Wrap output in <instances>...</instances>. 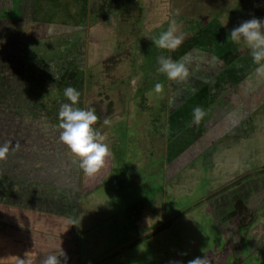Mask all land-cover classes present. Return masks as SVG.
<instances>
[{
  "label": "rangeland",
  "instance_id": "obj_1",
  "mask_svg": "<svg viewBox=\"0 0 264 264\" xmlns=\"http://www.w3.org/2000/svg\"><path fill=\"white\" fill-rule=\"evenodd\" d=\"M151 3L152 7L155 4L160 6L158 11L164 16L173 15L184 20L176 26L178 32L184 35L183 43L176 50L159 49L153 44L152 39L158 38L168 28L158 25L165 24L163 22L147 27L149 22L143 9ZM34 7V22L39 29L50 25V30L54 31L52 22L61 17L63 21L64 15L60 16L61 13L45 0H37ZM114 13L117 43L113 45L117 51L124 50L125 54L122 55L126 57L121 58L124 60L123 67L127 64L124 74L129 71L124 81L132 80L136 70L148 67L149 61L160 53H167V56L184 63L190 73L194 67L201 72L204 68L208 70L210 61H198L195 57L196 52L205 54L201 48L206 51V43L200 34L194 37L191 33L197 30L206 37L215 28L227 40L223 57L226 64L231 63L228 64V71H224L225 79L220 78L213 88L210 87L207 104L203 107L208 114L200 124H190L189 130L185 128L177 143L180 147L176 150L179 151L176 156L172 154L175 150L170 152L169 145L163 150L168 135L163 118L159 117L163 97L158 101L155 99L157 94H152L146 105L144 103L142 106L133 103L131 98L119 113L112 111L113 107L109 103L111 94L106 93L101 97L94 95L90 97L89 104H83L81 100L82 108L90 105L94 109L98 119L93 127L105 136L104 142L109 145L110 154L101 169L92 176L85 175L78 166L75 171L79 170L80 181L72 184L73 189L68 186V193L72 189L70 196L59 202H56L58 193L53 191V187L55 185L58 189V184H61L60 189L64 191L66 181L73 180L70 164L67 167L70 172L62 168L66 163L63 161L69 160L68 156L75 159L59 140L62 129L55 126L58 122L49 118L40 126L43 132L33 136L25 134L28 130L21 131L24 125H20L22 121L18 119L17 130L20 132L14 137H23L20 140L25 144L35 140V146L40 144L38 149L44 148V153L41 156L37 154L36 161L27 151L23 152L19 159L27 161L32 171L26 173L28 179L23 175H18L16 179L12 177L19 186L18 192L22 196L26 194L23 198V202L28 205L26 212L15 215L12 208L14 204L0 203V239L4 243L2 247L0 245V259L4 260L0 264L12 263L28 255V252H21L17 247H24L26 241L20 232L17 235L14 231L15 237L10 234L11 230L5 233L9 226L44 232L46 249L52 248L49 249L52 254L58 253L60 247L65 249L66 257H73L74 264H173L176 261L188 264V261L203 256L208 258L210 264H264V254L256 255L254 245L250 251L244 241L242 248L237 249L236 245L239 244L235 238L249 230L255 241L253 244L264 243V79L258 80L252 76L255 65L243 42L236 44L228 39L230 31L241 22L253 17L264 19V0H128ZM159 13L156 19L161 18ZM83 18L81 16V20ZM59 31L62 33L67 30L59 28ZM5 40H0V51L13 45L5 43ZM18 43L14 47H18ZM12 56L16 57L17 54L13 53ZM70 61L68 59L67 63ZM33 63L36 61H29L20 72L23 71V76L28 78L26 82L36 94L41 95L36 89V78L40 82H45L46 78L51 80L47 90L41 84L40 91L44 90L41 96L45 100L51 99L50 107L59 112L67 98L62 96L63 90L59 92L53 83H59L57 78L62 81L67 77V80L72 75L49 77V72H44L47 77H43ZM51 63L65 64L57 60ZM103 66V72H106L110 71L112 64L106 66L103 63ZM59 67H54L52 71L53 67L46 66L53 74L59 73ZM8 69V66H0L2 80L5 79V71L11 75L13 82L18 81L19 75H13ZM91 72L92 67H89L84 81L92 85L89 93L106 91L110 81L107 77L112 75L101 72L100 68L93 69L95 74ZM149 75V72L139 74L141 79L150 83L149 86L154 87V80L145 77ZM33 77L32 84L30 81ZM166 81L168 86L177 85L176 97L171 91L173 99H187L190 95L199 99L202 96L203 90L193 95L196 91L193 88L200 89L201 84L197 87L189 81L187 86L179 88L180 84L176 81ZM118 82L120 84V80ZM25 86L22 85L20 90ZM9 89L6 86L0 94ZM16 92L21 94L20 91ZM16 92L14 98H17ZM95 98L99 99L92 101ZM60 99L63 100L58 103ZM2 102H5L3 98L0 106ZM191 109L190 104L187 115L192 114ZM105 119L110 123L105 125ZM188 142L192 143L188 148H181L182 144ZM18 156L13 158V162L10 160L12 163L7 171L12 175L18 174L22 168L17 163ZM6 163L3 165L6 166ZM72 174L75 175L74 172ZM36 187H39V191L43 188L53 192L37 200L31 194L36 192ZM66 198H72V202L69 204ZM39 200H45L44 204H36ZM73 243L75 250L71 254L69 246ZM37 248L34 247V250ZM222 250L226 256L216 260L214 251Z\"/></svg>",
  "mask_w": 264,
  "mask_h": 264
},
{
  "label": "crops",
  "instance_id": "obj_2",
  "mask_svg": "<svg viewBox=\"0 0 264 264\" xmlns=\"http://www.w3.org/2000/svg\"><path fill=\"white\" fill-rule=\"evenodd\" d=\"M37 0H0V12L2 15L7 14L8 17H0V18H4V22L10 21L12 18L14 19H20V20H24L27 21V23L24 25V28L27 29L26 33H27V42L28 45L26 46V51H24L23 49H19L20 47H23L21 43H18V49L20 50L15 51L17 49L16 46V41L13 40H5V43L7 42L8 44H13L10 45V47L8 48V52L9 55H13V53H20L18 55H24L26 54V57L29 59L32 58H36L37 55H48L50 54L51 56H53V58H55L54 60H57V62H61L62 57L67 53L62 52L65 48L64 46L66 45L65 42L63 41V37H66V34L69 35V37H71L72 39L77 35V32L79 35L84 34L85 36V46H79L80 49L79 51L78 48H74L73 50L76 51L77 56H82L85 60V62L81 65V67H74L71 66L72 65V61L66 64H59L56 65V63H50L47 64L48 61H45L44 58H41L40 60H36V63H33L32 65H35L36 67L39 68L38 73L39 74H43L44 72H49L50 75H54L55 77H57L58 75L61 74L62 76H67V75H77L79 78V82H76V79L74 80L73 78L69 77V79L66 80V78H64L62 81H60L58 78L57 80L59 81V83L54 84L53 86L59 90V92L61 90L64 89V87H66L68 84H72L74 85L76 88H78L81 92V95L79 97V101L81 103V100L86 104H89L91 102H89L90 97L94 96V95H98L101 94L102 90L97 91L96 93H89L90 89H91V84L87 83L85 84V76H87L88 74V70L89 67H92V72L94 68H100V71L103 72V63H105L106 66L112 64V66L110 67V71H106L103 73H107L109 72L112 76L107 77L110 81H109V85L106 89V91H103L104 94L108 93L111 94V101L109 102L111 104L112 111L114 112H121L127 102L132 98L133 103L142 106L144 103L146 105L147 101L149 100L148 97H151L152 94H155L153 91V86H149L150 83H148V81H144L143 79H141V76H139L140 73L144 74L145 72H149L150 75L149 76H145L147 78H151L153 79L154 83L156 82H161L164 85H166L165 87H167V90L164 91L163 94H160L155 97L156 100L160 101V99L163 97L162 100V105L160 106V110L159 113H161L159 115V117L162 116L163 118V126L164 124L166 125V128L168 129V135L166 136V142L163 143V150L165 149L166 146L169 145V148L171 149L170 152H173V150H175V153L173 156H176L178 154L179 151H176L179 146V144L177 145L178 141L180 140V135L184 134L185 128H187L188 130L190 129L188 126L190 124H194L193 120H192V114L187 115L188 109L190 111V104H191V108L193 109V107L195 106H201L204 107V105H202L203 102V98H199V99H194V97L192 98V100L186 101V99H182V97L179 99V97L175 98L178 95V89L175 90V86L177 85H173V86H169L167 81H166V77L162 76V78L160 80H157V78H159V72L156 70L157 69V64H156V60L158 59L159 55L158 54L156 57H154L151 61V63L148 64V67H144L139 68V70L135 71V75L132 78V80L128 79L127 81H124V76L129 73V71L127 70V64L126 67H123L122 65V60L121 58L126 57V55H122L125 54L123 53L124 50H116L113 44H116L117 41L115 39H117V28H116V24L114 23L115 21V17L116 14L114 13V10L116 11L117 9H119L120 7H122L124 5L125 2H127L128 0H45L49 5H51L53 8H55V11H57L58 13L60 12H65L66 14L63 17V21L61 22V18H58L56 22H54L53 20V24L52 26L55 27L54 31L50 30L49 27H51L50 25L48 27H41L39 29V27L35 26V22H34V5L36 3ZM56 1V2H55ZM146 1V0H145ZM146 7L143 9V14H145L144 16H146V20L147 22H149L147 24V27L150 25H156L160 22H163L165 24H158L159 26H163L164 28H168L169 24L175 20L176 21V26L178 25V23H182L184 20L181 18H177L178 16H164V14L159 13L158 8L160 6H157L156 4L152 7V3L151 5L146 4ZM159 13V16H161V18H157L156 16ZM61 15V14H60ZM81 16H84V18L81 20ZM150 16V18H149ZM179 19V20H177ZM29 22V23H28ZM16 24V23H15ZM63 26V27H62ZM179 26V25H178ZM82 27V29H81ZM59 28H66V32H60ZM71 28V32L74 33H67L69 32V29ZM111 28L113 30H111ZM8 30V26L6 27L5 31L7 33V35H10L8 33H10V31ZM166 30V29H165ZM9 37V36H7ZM11 39V38H10ZM75 39V38H74ZM15 43V44H14ZM64 45L63 47H61V45ZM198 44V43H197ZM92 47V48H91ZM105 47H106V51H105ZM72 50V52H73ZM33 55H32V52ZM163 54H167V53H163ZM17 55V56H18ZM70 54H68L69 56ZM77 57L80 59V57ZM167 56V55H166ZM13 57V56H12ZM11 58V57H10ZM69 59L72 60V58L74 59L75 56L74 55H70L69 57H67ZM157 58V59H156ZM111 60V62L109 61ZM113 60V61H112ZM6 62V61H5ZM67 62V61H66ZM56 65V66H55ZM51 66V67H58L61 66L57 71H59V73L57 72H51V69H47L46 68ZM72 67V68H71ZM47 70H46V69ZM109 69V68H108ZM54 69H52V71H54ZM142 70V71H141ZM91 71V70H90ZM152 72V74H151ZM99 73V72H98ZM97 73V75H99ZM118 73V74H117ZM95 74V73H94ZM108 74V73H107ZM155 76V77H154ZM47 77V76H45ZM154 77V78H152ZM71 79V80H70ZM117 80H120V84L119 82L117 83ZM47 81V82H46ZM49 78L45 79L44 83H49ZM33 81H31L32 83ZM42 83V82H41ZM125 83H127V86L125 85ZM33 84V83H32ZM45 85V84H43ZM60 85V86H59ZM170 85V84H169ZM41 84H37L36 89L38 91H40ZM48 86H50L49 84H47L46 86V90L48 89ZM179 86H182V84H180ZM44 87V86H43ZM151 88V89H150ZM169 88H171L169 90ZM171 91L173 93V95H175L174 99L171 96ZM88 92V93H87ZM176 93V94H174ZM82 94H86L84 95V97L82 96ZM98 95V97H101ZM64 96V95H62ZM65 97V96H64ZM140 98V100L138 99ZM99 99V98H97ZM96 98L93 99L92 101H96ZM148 99V100H147ZM152 99V98H151ZM191 101V102H190ZM82 104V107H83ZM117 107H121V108H117ZM191 109V110H192ZM119 110V111H117ZM168 110V111H167ZM192 112V111H191ZM169 117V119H168ZM168 124V126H167ZM29 134L35 136L34 134H32V132H29ZM31 138V137H30ZM190 142H188L185 145H181V148H185L187 147V145ZM165 151V150H164ZM164 153V152H163ZM161 153V154H163ZM177 153V154H176ZM172 154L170 155V158L172 157ZM176 154V155H175ZM173 158V157H172ZM171 158V159H172ZM170 159V161H171ZM166 160V159H165ZM168 161V160H167ZM166 161V162H167ZM77 176V181H80V174L78 175L77 173L75 174ZM36 185V184H35ZM43 191V190H42ZM72 190H69L68 195L70 194ZM45 194H47L45 192ZM44 191L42 192V198H44ZM70 196V195H69ZM52 199V198H51ZM54 200V199H52ZM65 199H61L56 202L62 201ZM42 202L44 204V201H39ZM72 202V200H71ZM40 204V205H43ZM63 204V202L61 203ZM34 209L33 205L30 206ZM13 211L15 212V215L20 213V212H26V208H21L20 206H16V205H12ZM42 209V208H41ZM40 209V210H41ZM46 209H43V211H45ZM42 211V210H41ZM143 213H145V210L143 211ZM146 215V214H144ZM23 216V215H22ZM21 216V217H22ZM12 231V233H10L11 235H13L14 237L16 235H14V231L17 235L23 236L22 238L25 239V244L24 247H22L21 245H18L17 247L20 248L21 252H28V255L20 259H17L15 261H13L12 263L9 264H18V262H20L21 260H23V264H31L30 262H41V260L46 257L49 254H52L51 251H49L46 249V245L44 246V243L46 242L45 238L46 234L43 233H38L33 231L32 229L30 230L29 228H21L17 227L15 228V226L11 227L9 226V228H7L5 230V233L7 231ZM20 232V233H19ZM249 230H246L243 232V234H240L239 238L235 237V235L232 238H236L238 240L236 247L237 249H241L242 248V244L245 241V244L250 248V251L252 250V246H255V253L256 255L258 254H262V251H264L263 249L259 250L258 247L259 243H255L253 244L254 239L251 238L252 236L249 233ZM7 234V233H6ZM30 234L33 236H31L30 240L29 236ZM241 235H243L241 237ZM34 239V242H33ZM29 241V243H28ZM249 243V244H248ZM263 243V242H262ZM3 241L0 239V245L1 247L3 246ZM21 244V243H20ZM235 245V244H234ZM73 246V247H72ZM72 246H69V251H71L70 253L72 254L74 252V247L75 244L73 243ZM34 247H38L37 249L34 250ZM72 247V249H71ZM264 248V247H263ZM236 248H234L235 251ZM258 249V250H257ZM65 250V249H64ZM215 254V258L216 260H218L219 258H221L222 256H226L225 251H214ZM218 256V258H217ZM30 258V260H28ZM4 261L3 258L0 259V262ZM186 263V262H185Z\"/></svg>",
  "mask_w": 264,
  "mask_h": 264
},
{
  "label": "clouds",
  "instance_id": "obj_3",
  "mask_svg": "<svg viewBox=\"0 0 264 264\" xmlns=\"http://www.w3.org/2000/svg\"><path fill=\"white\" fill-rule=\"evenodd\" d=\"M228 39L236 44L243 42L249 49L252 63L255 65L252 76L258 80L264 79V19L253 17L241 22L230 31ZM152 41L159 49L176 50L183 43L184 35L182 32H178L176 21L173 20L168 29ZM156 64L157 71L162 73L167 80L176 81L184 86L189 84L191 73L184 63L162 53L156 60ZM153 91L158 95L163 94L164 84L156 82ZM63 95L70 103H62L58 112L57 127L62 129L59 140L79 161V168L83 173L92 176L105 164L106 157L110 154L109 145L104 142L105 136L93 127L98 119L94 109L77 106L81 95L80 90L74 85L68 84L63 89ZM207 114L203 107L196 106L192 110V120L195 124H200ZM109 123L107 119L104 120L105 125ZM8 152V143L0 145V160L5 159ZM59 257H65L64 264H66V254L61 247L58 253L44 257L40 264H62ZM18 264H23V260ZM173 264H181V262L176 261ZM188 264H210V262L206 256H203L188 261Z\"/></svg>",
  "mask_w": 264,
  "mask_h": 264
},
{
  "label": "trees",
  "instance_id": "obj_4",
  "mask_svg": "<svg viewBox=\"0 0 264 264\" xmlns=\"http://www.w3.org/2000/svg\"><path fill=\"white\" fill-rule=\"evenodd\" d=\"M0 17L7 18L8 15L7 14L2 15L1 12H0ZM8 24L9 23H7V22L0 23V26L4 29L7 26L9 27ZM68 29H69V32H67V33H71L72 34V33L75 32V31L74 32H71V30H72L71 28H68ZM11 35H12L11 33H10V35H7V33H6L5 36L0 34V40H1V38H3V39H6V40L9 39V40L15 41L14 40L15 39L14 36H11ZM69 35L66 34V37H63V38L68 39V38H70ZM7 36H9V37H7ZM74 38H75V41H74L75 47L74 48H76V43H77V48H78L77 51H79V49H80L81 46H85V36H84V34L79 35L78 32H77V35ZM0 43H2V42H0ZM72 47H73V45H72ZM17 49H18V47H17ZM73 49L71 48V50H73ZM0 52L1 53L3 52V54H0V66H3V67L8 66L9 67L8 70L9 71L11 70L10 72H12L13 75H15V70L17 69V65L18 64H21V63H23V65L25 64V62H24L23 59L26 57V54L20 56V55H18L20 53L17 52L16 54L18 56H16V57L13 56L12 57L11 55H9L8 48H6V49L4 48ZM14 52H15V50H14ZM32 54H33V52H32ZM206 55H208V53ZM41 57H42V53H41V55H37L36 58H35V60H40ZM79 57H80V59L77 58V57H75L74 59L72 58V62L74 64H72L71 66L74 65L76 67H81V65L85 62V60H84V58L82 56H79ZM203 58H205V57H203ZM222 66H224V65H222ZM24 68H25V66H24ZM204 71L206 72L207 69L204 68ZM3 72H4V75H5V79L2 80L3 76H2V72H0V81H1V83H0V92H1V90L3 88H6V86L7 87L8 86L10 87V89H9L10 91H7L8 90V88H7V90H3V92L0 94V100H2V98H3L4 101H5V102H2V104L0 106V145H3L5 143H8L9 144V152H8L7 157L5 159L0 160V174H1L0 175V203L1 204L8 203L10 205L11 204H14V205H16L18 207L20 206L21 208H28V205L23 202V198L26 196V194H23V196H22V194L18 192L19 186H18L17 182H14L15 180L12 177H15V179H16L18 177V175H23L24 178H27L28 179V176H27L26 173L32 171V168H29L28 167L27 161H22L21 159H19L20 158V155L23 152L27 151L36 160L37 159L36 158V155L38 154V155L41 156V153H44V151H43L44 148L43 149H38V148H40V147H38V145H40V144H37L35 146V143H36L35 140L34 141H31L32 144H31V142H30V144H25V143H22L23 142L22 140H20L23 137H19L20 139H16L14 136L18 132H20V131L17 130V129H19L18 119H20L22 121V123H20V125L21 124L24 125V127H22L21 131L28 130L27 132H25V134L26 133H29V132H32V134H38V135H40V133L43 132L42 129H40V126H42V124L46 122V121H43L42 120V116L44 117L43 110H45V112H46V110L48 111V109L46 108V102H43L45 100V98L42 97L41 95L44 94V90H46V88L43 91H38L37 90L38 92L41 93V95L34 93V98H35L34 107H33V109L31 108L30 111L28 112V109H26L25 106L22 105V102H19V101L16 102L15 101L16 98H14V91L16 89H18V87L21 88L22 83H24L23 80L25 81L24 85H26L28 83V82H26V80H28V79H24V78L23 79H18L19 83H17V81L13 82L11 80V78H10L11 75L10 74L9 75L6 74L5 71H3ZM205 72H203L201 75H197V73L194 72L193 74H191L190 79L191 80H194L195 81L194 83H198L199 81H200L199 83H201L202 81L205 82L208 78H210V76L207 77V75H209V72H206V73ZM45 73H47V72H45ZM195 73H196V76L194 75ZM214 74H215V72H214ZM50 76H52V75H50V73H49V77ZM73 76H74V79H78V80H76V82L78 83L79 82L78 76L77 75H72V78H73ZM35 77L31 78V81L34 82ZM36 79H35L36 83L45 84L44 86H47V84H49L51 82V80H50V81H48L49 83H44V82L41 83L40 81H37ZM197 79H200V80H197ZM101 94H104V92H101ZM101 94H98V95L100 96ZM104 96H105V94H104ZM203 96L204 95L202 94V96H200V97H203ZM48 100H51V99H47L46 101H48ZM58 101L60 102L61 99L58 100ZM66 102H69V101L67 100ZM77 106L82 108V104L80 103L79 99H78V102H77ZM51 108H54V107H51ZM86 108H91V107H90V105H88ZM25 111H27L28 114L25 113ZM49 117L50 118L52 117L51 120L53 122H58L59 123L58 110H57V112L53 113V115L50 114ZM54 118H56V119H54ZM45 120H48V119H45ZM47 123H49V122H47ZM57 125L58 124H56L55 126H57ZM60 131H62V130H60ZM52 135L53 134L51 133V136ZM45 137H49V136H45ZM67 150H69V149H67ZM16 155H19L18 157H16V159L18 160L17 163L20 164L22 166V168L20 169L21 171H19L18 174L15 173L14 175H12V173L11 172L8 173L9 171H7V170L11 166V163L14 160L13 158ZM68 158H69L68 161L65 158H63L64 160H66V161H63V162H66V163H65L64 166L62 165L63 166L62 169L65 168L64 170L69 171L70 169L67 168L68 167V163H69L70 166H71V168H72V170H73V171L71 170L72 173L74 172L75 174L77 173L79 175V173H78L79 170L77 172L75 171L76 169H78L77 167L79 166V164H78L79 161H77L76 159H72V157H70V156H68ZM10 160H12V162ZM1 162H2V164H1ZM5 162H7L6 163V166L3 165V163L5 164ZM10 170H11V168H10ZM72 173H70V176L72 175V176H74V178H73V180L71 179L68 182L66 181V183L64 184V188H65L64 191H62L60 189L62 187L61 184H58V189L54 185L53 191H57V193H58L57 199L61 200V199H65V197H69L68 192H67L68 186H70V188L73 189L72 184L77 183V176L76 175H73ZM2 174H5V175H2ZM39 175L42 176V174H39ZM54 177H52V179H54ZM45 178H47V177L45 176ZM48 178H51V177H48ZM46 183H48V182H46ZM72 189H70V190H72ZM35 190H36V192L31 193V194H33L34 197H37V200L42 197V192L43 191H44V195L45 196H47V195H49V193H52L53 192V191H50V189H47V190L45 189L44 190L43 188H41V190H43V191H39V187H36ZM45 192L47 194H45ZM55 193L56 192H54L53 194H55ZM28 195H30V193H28ZM12 197H15L16 200L15 199L14 200L12 199L13 200L12 201L11 200ZM66 200L70 204L72 198H66ZM39 201H37L36 204ZM263 247H264V243L262 245H260L258 249L259 250H261V249L264 250ZM262 253L264 254V251H262ZM66 258H67L66 259V264H74L75 263V262H73V259H74L73 257L72 258L66 257ZM59 259L61 260L62 264H64L65 257H59ZM2 264H9V263H2ZM76 264H78V263L76 262ZM98 264H103V262H98ZM221 264H224V263H221Z\"/></svg>",
  "mask_w": 264,
  "mask_h": 264
},
{
  "label": "flooded vegetation",
  "instance_id": "obj_5",
  "mask_svg": "<svg viewBox=\"0 0 264 264\" xmlns=\"http://www.w3.org/2000/svg\"><path fill=\"white\" fill-rule=\"evenodd\" d=\"M62 14L65 15L66 13L65 12H61V15ZM0 23H5L4 22V18H0ZM7 23H9L8 24L9 27H8L7 31H10V33L12 34L11 36H14V38H15V39L14 38L13 39L16 42L21 43L22 46H23V47H19V49H23L24 51H26V46L28 45V42H27L26 38L28 36H27V33H26L27 29L24 28V25L27 23V21L12 18L10 21H7ZM14 23H16V24H14ZM5 29L6 28L3 29L0 26V34L1 35L5 36V34H6ZM215 29H217V28H215ZM215 29H213L214 30L213 32L210 31V33H208L206 35V37H204V34L202 32L197 31V30L194 31V33L193 32L191 33L192 35H194V37H197V35L200 34L201 35L200 38H203V41L206 43V51L207 52L202 47L201 51L202 52H206V53L205 54H200V53L198 54V52H196V56L195 57H197L198 61L201 60V59L202 60L203 59H205V60L208 59V62L210 61V64L208 63V70L206 71V72H209V75H207V77L210 76V78H208L205 82L202 81L201 83H199L200 82L199 81L198 83H195V85L197 87L201 84L200 86H201L202 89L201 88L200 89L199 88L198 89L194 88V90H196V91L193 93V95L194 94L196 95L199 90H203V93H202L204 95L203 96V101H205L204 106L207 104V96L209 95L210 87L213 88L214 85L217 83V81L220 78L225 79L224 71H226V70L228 71V68L230 67V65H228V64L231 63V62H229V63L226 64L225 61H224V57H223V53H224L223 48H224V46H225L224 44L227 42V40H225V37L223 36V34L222 35L219 34V32H217ZM10 33H8V34H10ZM63 41L65 42L66 45L65 46L63 44L61 45V47L64 46V48H65L62 52H64V53L67 52V53L62 57L61 62L66 64L67 63L66 61L69 59L67 57H69L70 55H74L75 57H78V56L76 55V51L77 50L76 51L73 50V52L71 50V48L73 49L75 47V43H74L75 39L74 38L72 39L71 37L68 38V39L63 38ZM72 45H73V47H72ZM197 46H201V45H197ZM19 49H16L15 51L19 52L20 51ZM207 53H208L209 56L206 55ZM68 54H70V55L68 56ZM206 56H207V58H206ZM201 57H205V58H201ZM41 58H44L45 61H48L47 64H50L51 61H53V59H54L53 56H51L50 54L45 55V56L42 55ZM23 60H24L25 64L24 65H23V63L18 64L17 65V69L15 70V75H19V77L17 76L18 79H23V78L24 79H28L27 77L25 78V76H23V74H22L23 71L20 72V70H22L24 68V66L27 67V64L29 63V61H31V60L33 62L36 61V60H34V58L29 59L27 57H25ZM236 60L237 59L235 58L234 61H236ZM72 64H74V63H72ZM218 64H219V66H218ZM220 64H222L224 66H221ZM74 67H76V66H74ZM196 67H198V66H196ZM18 68H19V70H18ZM193 71H195L197 73V75H201L203 72H205L204 70H203V72H201L198 69H195V67L191 70V74L194 73ZM214 72H215V74H214ZM162 76H164V75L162 73H160L159 74V78H157V80H160L162 78ZM197 80H200V79H197ZM190 81L195 82L194 80H191V79H190ZM17 83H19V82L17 81ZM37 84H39V83H37ZM22 85H24V83H22ZM29 86H31V85H28V83H27L26 86H25L26 88H23V90H19V89H22V88H19V87H18V89L15 90V92L16 91H20L21 92V94L16 92L17 93V98L15 99V101L16 102H18V101L22 102V105H24L25 108L28 109V112L30 111L31 108L33 109L34 101H35L34 92L30 89ZM165 86L166 85H164V89L167 90V87H165ZM179 88H181V86H179ZM211 94H212V92H211ZM61 100H63V99H61ZM189 100H192V96L191 95H190L189 98L186 99V101H188V102H189ZM43 102H46V108L48 109V111L46 110V112H45V110H43L44 117L42 116V120L44 121L45 119H49L50 118L49 115L50 114L53 115V113L57 112V110H56V108H51L50 107L51 104H50L49 100L48 101L44 100ZM28 112H27V114H28ZM168 119H169V117H168ZM167 126H168V124H167ZM189 144H192V143H189ZM188 145H187V148H188ZM248 228H249V226H248ZM109 264H110V262H109Z\"/></svg>",
  "mask_w": 264,
  "mask_h": 264
}]
</instances>
